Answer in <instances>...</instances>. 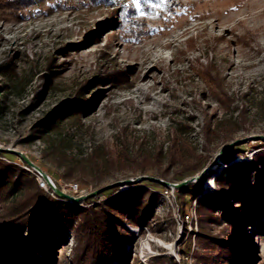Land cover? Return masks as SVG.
Instances as JSON below:
<instances>
[{
	"label": "rangeland",
	"instance_id": "obj_1",
	"mask_svg": "<svg viewBox=\"0 0 264 264\" xmlns=\"http://www.w3.org/2000/svg\"><path fill=\"white\" fill-rule=\"evenodd\" d=\"M125 1L136 10L132 16L144 20L146 32L140 41L123 35L117 27H107L109 12L120 2L108 6L68 0L67 7L50 13L32 10L19 20L0 15V66L14 69L22 78L20 86L14 88L8 73L0 72V151L5 152L0 159L21 167L38 183L37 172L24 168L28 165L36 169L21 154L26 156L57 189L76 184V194L66 193L74 197L88 194L89 188L80 189L78 182L63 177L54 145L60 137L64 138L66 152L79 158L97 144L114 145L121 126L129 125L146 138L162 137L172 118L194 116L189 137L202 151L200 130L205 113L215 112L217 119L224 112L214 99L201 96L206 88L193 67L197 65L196 57L203 63L213 61L226 77V88L234 98L233 117L238 116L239 109H245L248 131L236 134V139H246L237 146L235 159H249L257 150L253 142L264 140L254 137L264 136V0H245L236 9L233 0ZM120 14L119 11L115 18L119 20ZM188 38L195 40L191 47ZM116 69L125 70L133 85L95 80L105 71ZM79 91L85 98L98 91L79 122L66 121L68 130L64 136L50 130L35 134L32 128L36 123L73 101ZM218 158L216 153L202 170L211 171L203 181L206 191L214 189L213 174L224 166ZM202 171L189 182L199 179L194 177ZM117 177L120 181L127 179L119 174ZM111 182L113 179L104 185ZM120 184V189L127 187L124 182ZM150 187L159 200L149 225L141 230L125 224L135 233L127 245L131 260L126 264H153V258L159 255L171 256L178 264H199L193 251L203 252L206 247L194 241L198 231L195 200L190 205L189 196L185 197V211L193 218H185L184 231L176 188L172 198L164 195L166 186ZM44 190L58 199L51 189ZM213 228L218 232L220 227ZM189 233L191 243L187 240ZM246 233L255 247L251 263L264 264V219L253 216ZM72 244L68 233L65 243L57 248L60 260L68 258Z\"/></svg>",
	"mask_w": 264,
	"mask_h": 264
},
{
	"label": "trees",
	"instance_id": "obj_2",
	"mask_svg": "<svg viewBox=\"0 0 264 264\" xmlns=\"http://www.w3.org/2000/svg\"><path fill=\"white\" fill-rule=\"evenodd\" d=\"M244 1L233 0L235 9ZM82 2L108 6L120 2L119 7L109 12L107 27H117L123 35L137 41L145 35L144 20L132 16L136 10L125 0ZM67 3L68 0H0V15L19 20L26 17V12L50 13L67 7ZM119 11L118 20L115 16ZM192 40L195 41L193 38L187 40L189 47ZM195 61L197 65L193 67L206 88L201 96L214 99L224 112V116L217 119L215 112L205 113L200 130L202 151L189 137L193 131L190 121L194 116L172 118L162 137L139 136L129 125H124L118 128L114 145L97 144L84 157L67 153L63 137L56 140L55 153L63 166V177L78 182L80 189L89 188V192L109 179L118 180L117 174L123 178H137L151 172L148 176L181 182L202 171L224 145L236 139L238 132H247L245 109H239L236 117L231 114L235 104L226 88V77L213 61L203 63L198 57ZM0 72L8 73L14 88L20 86L22 78L14 69L1 65ZM95 80L111 85H133L130 75L123 69L105 71ZM93 94L85 98L83 91L77 92L73 101L36 123L33 131L42 135L50 130L64 136L68 130L66 121L79 122L80 116L88 112L98 97V91ZM253 143L257 150L249 159H235L239 144L219 154L218 161L224 166L213 174V190L203 188V181L211 175L210 170L195 182L176 188L184 231H187L186 195L190 205L193 200L196 203L198 231L194 241L206 247L203 252L193 251L199 264L254 262L255 247L250 245L246 229L253 216L264 219V140ZM3 152L0 151V155ZM151 185L165 187L157 181L142 179L126 183L125 189H120L122 184H119L77 202L61 196L55 199L24 169L0 159V264H111L114 260L117 264H126L131 260L127 245L135 233L125 224L140 228L149 225L159 200L158 194L150 189ZM214 225L220 227L218 232H213ZM68 233L73 244L67 260H60L57 248L65 243ZM191 237L189 233L190 243ZM152 263L178 264L166 255L155 256Z\"/></svg>",
	"mask_w": 264,
	"mask_h": 264
},
{
	"label": "water",
	"instance_id": "obj_3",
	"mask_svg": "<svg viewBox=\"0 0 264 264\" xmlns=\"http://www.w3.org/2000/svg\"><path fill=\"white\" fill-rule=\"evenodd\" d=\"M254 137H256V139H258V138H264V136H254ZM245 139H246V138H237V139H234L233 141L227 143L226 145H224V146L219 150V152H218V156H219V154H220L221 152H223L225 149H227V148H229V147H231V146H233V145H237V144H241V143H243V142L245 141ZM7 151H14V150H7ZM21 157L24 159V161H25L27 164H29V165H33L36 169L39 170V168H38L37 166H35L32 162H30V161L27 159L26 156H24V155L21 154ZM203 171H204V170H203ZM203 171H202L198 176H196V177H194V178H199L200 175L203 173ZM44 176H45V173H44ZM142 179H149V180L157 181V182H159L160 184H162V185H164V186H173V187H175V188H178V187H180V186H183V185L187 184L189 181H191V180L193 179V177L190 178V179H184V180H182L181 182H178V183H170V182H168V181L162 180V179L157 178V177H154V176L142 175V176H139L138 178H136V181H139V180H142ZM134 181H135V180H133V179H129V178H127V179H125V180H123V181L117 180V181H114V182H111V183L105 184V185H103V186H101V187H99V188H97V189H95V190L89 192V193L86 194V195L78 196V197H74V196H71V195H69V194H66V193L62 192L61 190H59V189H57V188L55 189V192H56V194H58L59 196H61V197H63V198H67V199H70V200H72V201H74V202H77V201H80V200H82V199H84V198H86V197H88V196H90V197H91V196H96V195H98L99 193H101L102 191L107 190V189H110V188H112V187H114V186H117V185H119V184L122 183V182H124V183H130V182H134Z\"/></svg>",
	"mask_w": 264,
	"mask_h": 264
},
{
	"label": "built area",
	"instance_id": "obj_4",
	"mask_svg": "<svg viewBox=\"0 0 264 264\" xmlns=\"http://www.w3.org/2000/svg\"><path fill=\"white\" fill-rule=\"evenodd\" d=\"M27 165V164H26ZM25 169L29 170V171H35L37 172V179H38V184L40 187L44 188V189H51L52 191V194L54 197H60L58 194H56L55 192V189L57 188L54 183L51 181V179L45 174L44 176V173L41 172L40 170L38 169H33V167L29 168V166H25L24 167ZM59 190H61L62 192H69V193H74L76 194L77 193V185L74 184L73 186H69V185H64L62 186L61 188H58ZM174 187L173 186H166L165 189L163 190V193L166 197H169L171 196L172 198L174 197ZM190 217V221H192V218H193V215L192 213L191 214H187L185 216L186 219H189Z\"/></svg>",
	"mask_w": 264,
	"mask_h": 264
}]
</instances>
